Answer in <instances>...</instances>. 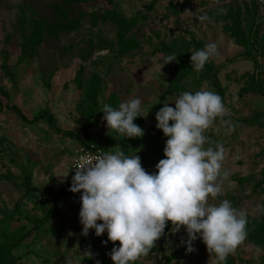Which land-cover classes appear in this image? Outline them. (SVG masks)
<instances>
[{
  "label": "rangeland",
  "instance_id": "1",
  "mask_svg": "<svg viewBox=\"0 0 264 264\" xmlns=\"http://www.w3.org/2000/svg\"><path fill=\"white\" fill-rule=\"evenodd\" d=\"M153 2L0 0V90L9 97L1 102L17 106L28 120L41 118L29 125L10 110L0 111V264H113L107 254L119 242L105 245L107 233L96 237L94 230L81 235L80 194L68 191L71 172L64 183L56 176L71 171L85 142L110 153L163 157L165 137L155 127V113L163 103L174 108L185 91L216 93L214 75L224 90L226 115L207 130L204 147L223 145L227 176L222 194L210 203L232 197L231 205L248 214L247 239L226 264H264V212L257 211L264 205V0H158L149 11ZM58 6L69 11L64 26L56 23ZM113 11L134 25L127 36ZM201 16L208 19L201 22ZM38 32L47 37L21 60L24 41ZM210 43L217 54L197 74L191 53ZM163 46L172 51L162 52ZM169 55L176 61L163 66ZM131 98L142 101L141 115L147 116L136 120L145 136L126 147L130 139L108 131L100 111ZM45 112L60 133L41 117ZM160 160L145 170L153 172ZM29 186L36 191L28 192ZM56 197L58 211L42 223ZM165 232L137 264H210L200 239L196 251L186 254L185 230L172 233L169 222ZM89 251L91 259L84 255Z\"/></svg>",
  "mask_w": 264,
  "mask_h": 264
},
{
  "label": "clouds",
  "instance_id": "2",
  "mask_svg": "<svg viewBox=\"0 0 264 264\" xmlns=\"http://www.w3.org/2000/svg\"><path fill=\"white\" fill-rule=\"evenodd\" d=\"M198 19L203 22L208 17ZM216 54L215 43L205 45L191 53V67L199 74ZM176 59V55L167 56L163 66ZM172 103L174 108L163 103L155 113V127L167 139L165 158L153 172L142 167L136 154L139 150L134 155L97 151L75 161L68 191L80 194L81 235L88 237L94 230L96 237L107 233V240L102 242L105 245L119 242L107 254L113 264H137L148 257L166 235L169 222L172 233L185 230L187 239L181 244L186 254L196 251L193 244L197 239L204 243L210 264H226L229 255L247 239L245 210L234 208L228 200L210 203L222 194V177L227 176L222 173L223 145L204 147L209 140L207 130L226 115L222 97L212 91H185ZM141 105L139 98L121 102L118 108L105 104L100 112L108 131L124 139L143 138L145 131L134 123L147 116L141 115ZM231 131L234 127H229ZM70 172L56 177L64 183ZM257 211L264 212V205H257ZM84 255L93 258L90 251Z\"/></svg>",
  "mask_w": 264,
  "mask_h": 264
},
{
  "label": "trees",
  "instance_id": "3",
  "mask_svg": "<svg viewBox=\"0 0 264 264\" xmlns=\"http://www.w3.org/2000/svg\"><path fill=\"white\" fill-rule=\"evenodd\" d=\"M71 1L73 2V0H71ZM157 1L158 0H154V2L149 7V11H153L154 10V7H155ZM56 14L58 15L57 16V20H56V23L58 25L64 26L66 23H69V18H68L69 11L67 10V6H65L64 9H62V6H58L56 8ZM110 15L113 16V18H118L120 32H122V34L124 36H127L130 33L131 29L134 27V25L130 24V23H126L125 21H123L121 19L120 14H118L116 11H113ZM53 30H55V28H53ZM230 31L232 33H234V34L238 32L237 30H233V29H230ZM45 37H47L46 34H43V32H38V34H36L32 39L25 40L23 45H22V47H23V51L22 52L23 53H22V56H21V60L30 58L33 49L36 46L40 45V44H34V43L40 42ZM50 37L57 38L58 34L57 33H53ZM35 38L37 39V41H33V39H35ZM119 40L122 42L123 41V37H120ZM122 45L127 46V48H132V45H130V44H122ZM161 51L162 52H167V51L171 52L172 49H169L166 46H163ZM211 83H212V86L216 90V94L220 95L222 97V99L224 100V90H223V87H222L219 79L216 77V75L212 76ZM259 93L264 96V92L262 90H259ZM168 95H175V94L173 92H170ZM2 97L8 101V98H9L8 95L4 91L0 90V111H1L2 108L10 110V111L14 112L24 123H27L29 125L34 124L36 121L41 119V118H38V119H35V120H28L27 117L21 112V110L17 106L11 105L9 102L3 104V102H1V98ZM48 115H49L48 112H45L41 117H49V122H50V126H51L52 130L55 133H60V130L56 127V124H55V121H54L53 117L52 116H48ZM134 123L137 124L138 126H140L143 129V125H142L141 120H136ZM171 123L172 122L170 121V124ZM158 131L163 134V132L161 130H158ZM166 139L167 138L165 137V141L164 142H166ZM139 140L140 139H130L128 144H126V147L136 146L138 144ZM89 145H90L89 143L85 142V143H83L82 147H88ZM164 147H165V143L163 144V146L160 149L164 150ZM158 155H160V154H158ZM140 158H141L142 166H144V169H148L149 168V166H148L149 163L156 161V159L157 160L158 159H164L165 157L164 156L163 157H159V156L154 157L152 155L151 156L148 155V156H142ZM30 191H36V190L29 186L28 192H30ZM230 200H232L231 201L232 203L233 202L235 203V200L232 197H230ZM52 203H53V207L50 210V212L48 213V215L42 220V223L45 222L46 220L50 219L58 211V209H59V197H56L55 199H53ZM249 238L253 242L261 244V240L259 238H257V237L255 238L252 235H250ZM170 262H171V259H169V261L166 262L165 264H170Z\"/></svg>",
  "mask_w": 264,
  "mask_h": 264
},
{
  "label": "built area",
  "instance_id": "4",
  "mask_svg": "<svg viewBox=\"0 0 264 264\" xmlns=\"http://www.w3.org/2000/svg\"><path fill=\"white\" fill-rule=\"evenodd\" d=\"M97 151H104L103 149L94 146V145H89L88 147H82V149L76 154L74 157V160L71 165V177L75 174V161L78 160L80 156H90V155H95ZM106 152V151H104ZM73 170V171H72Z\"/></svg>",
  "mask_w": 264,
  "mask_h": 264
}]
</instances>
